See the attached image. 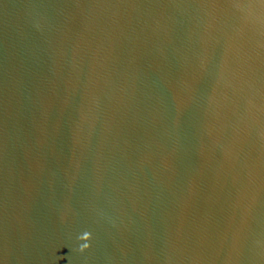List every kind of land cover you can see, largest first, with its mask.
I'll return each mask as SVG.
<instances>
[{
  "label": "water",
  "instance_id": "95a60500",
  "mask_svg": "<svg viewBox=\"0 0 264 264\" xmlns=\"http://www.w3.org/2000/svg\"><path fill=\"white\" fill-rule=\"evenodd\" d=\"M0 264H264V0H0Z\"/></svg>",
  "mask_w": 264,
  "mask_h": 264
},
{
  "label": "clouds",
  "instance_id": "9594fccd",
  "mask_svg": "<svg viewBox=\"0 0 264 264\" xmlns=\"http://www.w3.org/2000/svg\"><path fill=\"white\" fill-rule=\"evenodd\" d=\"M84 249H81V251H83Z\"/></svg>",
  "mask_w": 264,
  "mask_h": 264
}]
</instances>
